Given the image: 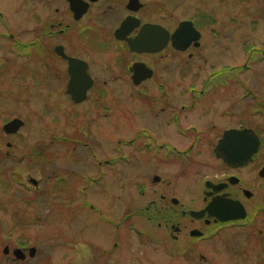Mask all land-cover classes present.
Listing matches in <instances>:
<instances>
[{
	"label": "flooded vegetation",
	"instance_id": "1",
	"mask_svg": "<svg viewBox=\"0 0 264 264\" xmlns=\"http://www.w3.org/2000/svg\"><path fill=\"white\" fill-rule=\"evenodd\" d=\"M62 2L68 14L33 34L27 43L30 56L47 77L62 78L68 101L77 106L93 99L96 119L112 122L106 129L110 136L114 88L126 89L121 100L128 114L122 125L130 134L117 140L107 160H99L93 146L88 147L100 172L86 179L94 183L106 174L101 167L131 164L137 157L159 168H178L175 178L176 171L140 182L136 192L146 197L145 203L127 208L117 221L90 205L115 233L111 243L84 247L80 258L91 264H264V80L242 79L264 49L248 47L242 64L211 70L200 48L203 25L214 18L201 6H192V15L179 19L178 0H74L72 6L70 0ZM93 10L97 15L82 22ZM182 22H190L195 30L186 35H200L184 50L178 48V37L172 38L179 35ZM138 35H148L145 44L154 48L132 50L129 40ZM56 37L64 43L48 47L44 42ZM83 37L84 56L66 43L82 42ZM180 55L186 58L181 61ZM94 56L98 64L103 58L106 67L94 71ZM52 57L58 64L54 75ZM70 60L77 72L86 66L83 77L72 84L87 87L80 102L67 92ZM185 72L189 77L180 79ZM97 73L105 77L98 79ZM135 108L139 118L132 114ZM150 184L159 187L150 192ZM130 233L136 235L135 244L126 239Z\"/></svg>",
	"mask_w": 264,
	"mask_h": 264
},
{
	"label": "rangeland",
	"instance_id": "2",
	"mask_svg": "<svg viewBox=\"0 0 264 264\" xmlns=\"http://www.w3.org/2000/svg\"><path fill=\"white\" fill-rule=\"evenodd\" d=\"M102 5L100 2L97 7ZM177 5L179 19L191 16L192 6L203 7L214 18L203 25L200 48L211 70L242 64L248 47L264 49V0H178ZM95 10L82 22L97 15ZM66 13L62 0H0V264H91L88 258H80V250L99 242L111 243L115 233L112 224L98 220L95 208L117 221L127 208L145 203L146 197L136 192L140 182L175 171L177 177L178 168H159L154 161L146 163L136 156L131 164L101 167L106 174L94 183L86 179L99 177L98 162L93 161L88 147L93 146L99 160H107L106 154L117 140L130 134L122 125L128 114L121 100L126 89L114 88V134L110 136L106 129L112 122L96 119L93 99L77 106L68 101L62 78L47 77L30 56L27 43L33 34L39 33L43 24L65 18ZM101 22L105 21L98 19ZM81 41L66 43L84 56L86 37ZM44 42L53 47L63 41L56 37ZM221 44L225 45L223 54ZM257 55L258 62L242 79L253 83L264 80V55ZM95 57L92 69L105 68L103 58L98 64ZM182 58L186 57L180 55ZM57 65L52 57L51 74ZM100 74L95 75L103 79ZM183 76L180 74V79L189 77L187 72ZM138 112L135 108L132 114L139 118ZM13 118L22 120L23 125L15 134H5L2 126ZM73 139L77 142H70ZM156 186L148 185L149 191ZM90 205L95 208L91 210ZM126 239L134 244L137 240L134 233ZM5 246L9 247L7 254H3ZM18 247L26 249L23 261L12 254ZM31 247L35 248L33 258L27 252Z\"/></svg>",
	"mask_w": 264,
	"mask_h": 264
},
{
	"label": "water",
	"instance_id": "3",
	"mask_svg": "<svg viewBox=\"0 0 264 264\" xmlns=\"http://www.w3.org/2000/svg\"><path fill=\"white\" fill-rule=\"evenodd\" d=\"M70 5L72 6L74 3V0H70ZM85 8V7H84ZM190 27V30H189ZM195 31L194 28H192V25L190 22H182L179 25V29H178V33L179 35H172V38H176L178 37V42H179V49L180 50H184L187 48V46L189 45V42L191 40H198L200 35H186L189 34L190 32ZM196 33V32H195ZM148 35H138L134 40H129V45L131 47L132 50H147L150 51L152 50L154 47L152 46H147V44H145V40L148 39ZM73 65V61L70 60V67H69V71L71 73V82L70 85L68 86V94H70L73 98V100L75 102H80L83 100V98L85 97V90L87 87H75L73 86V81H77L78 79H80V77H83L85 71V65H81L82 68H79V70L82 69V73L79 71L77 72L76 69L72 68ZM82 75V76H81ZM86 79V77H85ZM88 80V79H87ZM77 90H79V92H77ZM23 125V121L18 119V118H13L10 121H8L7 123H5L2 127L3 131L5 132V134H15L20 127ZM4 254L8 253V247L6 246L3 250ZM13 256L16 259L19 260H24L25 259V253L23 250L16 248L13 250ZM35 254V248H30L28 250V256L32 257Z\"/></svg>",
	"mask_w": 264,
	"mask_h": 264
},
{
	"label": "trees",
	"instance_id": "4",
	"mask_svg": "<svg viewBox=\"0 0 264 264\" xmlns=\"http://www.w3.org/2000/svg\"><path fill=\"white\" fill-rule=\"evenodd\" d=\"M16 217L18 218V214L16 215ZM20 227H22L23 225H19ZM18 245L22 246L24 245V243H19Z\"/></svg>",
	"mask_w": 264,
	"mask_h": 264
}]
</instances>
